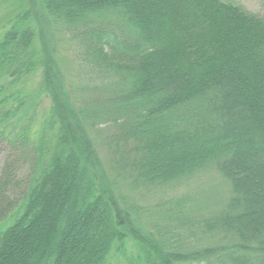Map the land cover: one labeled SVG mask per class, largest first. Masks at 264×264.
Listing matches in <instances>:
<instances>
[{
	"label": "trees",
	"instance_id": "16d2710c",
	"mask_svg": "<svg viewBox=\"0 0 264 264\" xmlns=\"http://www.w3.org/2000/svg\"><path fill=\"white\" fill-rule=\"evenodd\" d=\"M35 4L0 32V264H112L128 238L129 264H264V11ZM55 40L75 49L74 70ZM37 76L50 103L39 115ZM102 126L114 131L103 158ZM209 171L230 197L207 219L179 201L151 213L121 188L163 196Z\"/></svg>",
	"mask_w": 264,
	"mask_h": 264
},
{
	"label": "rangeland",
	"instance_id": "374dc122",
	"mask_svg": "<svg viewBox=\"0 0 264 264\" xmlns=\"http://www.w3.org/2000/svg\"><path fill=\"white\" fill-rule=\"evenodd\" d=\"M37 0H27L24 2H16V0H0V32L2 33V27L7 25V23L15 18L22 10H29L33 7L36 8ZM237 5L243 7L250 13L261 14L264 11V0H229ZM39 24L38 30L42 29L44 33L49 34L47 31L46 23L43 19H37ZM0 33V34H1ZM40 41L38 39V47L43 43L44 34L40 36ZM55 52L57 57L62 61L63 66L66 69H73L70 66L71 62L75 60L76 51L72 46H67L65 43H62L58 40L53 42ZM54 52V53H55ZM76 62H73L75 64ZM40 76H37L34 79L33 87H37V97H40V100L37 101L36 111L38 115L46 110L49 106V101L47 97H43L41 93V86L39 85ZM39 85V88H38ZM33 103V101H32ZM31 103V105H32ZM34 125V122H33ZM113 129L109 126H102L97 128V133H95L96 140L99 144L103 146L100 148V155L103 157L106 156V144L107 138L109 135L113 134ZM5 151L3 149V143L0 142V166L2 164ZM122 191L128 195L131 203L142 206L146 211L153 212V209L156 205H167L169 202H181L182 209L186 210V215L191 219H207L211 215L220 211L225 204L227 203L230 197L229 187L219 178V176L214 172H206L203 175L197 178H191L188 183L177 188L175 191L167 192L166 195H158L152 193H145L140 190L130 191L124 185L121 186ZM187 201V202H186ZM169 206V205H168ZM167 207V206H166ZM150 217L144 219L141 224L142 228L147 232L154 231L150 224ZM155 224L154 222H151ZM162 224V223H161ZM157 225V224H155ZM157 227H160L157 225ZM191 244L195 243L190 242ZM205 245V244H204ZM113 261L112 264H129V262H134V259L138 257L136 250V242L128 238L122 245L118 246L113 252Z\"/></svg>",
	"mask_w": 264,
	"mask_h": 264
}]
</instances>
